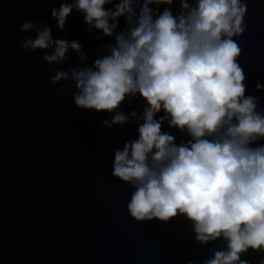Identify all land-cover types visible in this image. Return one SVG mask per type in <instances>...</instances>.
<instances>
[{
    "label": "clouds",
    "instance_id": "1",
    "mask_svg": "<svg viewBox=\"0 0 264 264\" xmlns=\"http://www.w3.org/2000/svg\"><path fill=\"white\" fill-rule=\"evenodd\" d=\"M74 10L86 31L112 38L91 64L77 40L54 38L44 21L20 24L35 38L19 47L53 49L42 56L49 64L73 50L76 66L50 82L73 81L76 107L112 114L105 127L137 125L138 138L115 150L111 172L135 188L129 215L164 223L182 216L201 246L223 239L226 248L202 264H252L250 252L264 264V106L247 94L237 42L248 27V0H60L51 9L60 31ZM135 98L145 101L142 112L120 110ZM165 122L189 139L177 144Z\"/></svg>",
    "mask_w": 264,
    "mask_h": 264
},
{
    "label": "water",
    "instance_id": "2",
    "mask_svg": "<svg viewBox=\"0 0 264 264\" xmlns=\"http://www.w3.org/2000/svg\"><path fill=\"white\" fill-rule=\"evenodd\" d=\"M59 3L0 0V264H202L226 248L223 239L201 246L182 216L137 222L127 211L135 188L111 172L115 150L138 138L137 125L105 127L101 121L112 114L76 107L73 81L50 82L57 70L76 66L73 50L67 61L49 64L42 56L53 49L19 47L26 36L35 38L20 24L44 21L54 38L77 40L88 63L94 61L97 48L112 38L86 31L75 10L60 31L51 16ZM245 20L247 30L237 38L239 63L248 76L247 94L264 106V91L255 89L264 84V0H248ZM125 27L120 18L119 28ZM144 106L135 98L120 110L142 112ZM163 129L177 144L189 139L166 122Z\"/></svg>",
    "mask_w": 264,
    "mask_h": 264
},
{
    "label": "trees",
    "instance_id": "3",
    "mask_svg": "<svg viewBox=\"0 0 264 264\" xmlns=\"http://www.w3.org/2000/svg\"><path fill=\"white\" fill-rule=\"evenodd\" d=\"M246 258L252 260V264H256L257 260L259 259V257L255 255V253H251V252Z\"/></svg>",
    "mask_w": 264,
    "mask_h": 264
}]
</instances>
